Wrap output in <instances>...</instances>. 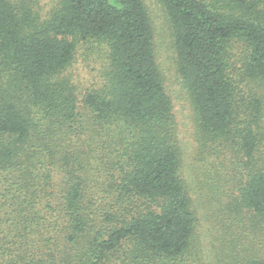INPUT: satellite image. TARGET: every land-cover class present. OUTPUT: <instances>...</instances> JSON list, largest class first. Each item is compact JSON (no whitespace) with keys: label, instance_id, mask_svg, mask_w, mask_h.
<instances>
[{"label":"trees","instance_id":"1","mask_svg":"<svg viewBox=\"0 0 264 264\" xmlns=\"http://www.w3.org/2000/svg\"><path fill=\"white\" fill-rule=\"evenodd\" d=\"M156 1L189 165L145 0H0V264H264V0Z\"/></svg>","mask_w":264,"mask_h":264},{"label":"rangeland","instance_id":"2","mask_svg":"<svg viewBox=\"0 0 264 264\" xmlns=\"http://www.w3.org/2000/svg\"><path fill=\"white\" fill-rule=\"evenodd\" d=\"M51 2L52 0H41V7L48 9ZM145 2L152 13L157 58L165 76L167 89L174 100L180 121L181 136L187 149L185 161L189 165L197 141L194 136V121L189 109V102L187 101L184 88L176 77L177 66L172 33L161 5L156 0H145ZM82 47L77 54V62L72 67V73L75 82L82 86H87L92 81L99 79L98 72L105 55L100 49L89 52L85 50V46Z\"/></svg>","mask_w":264,"mask_h":264}]
</instances>
